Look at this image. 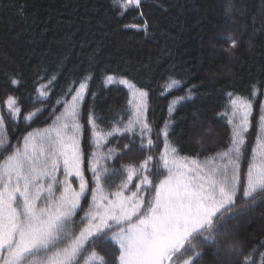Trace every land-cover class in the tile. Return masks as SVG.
Returning a JSON list of instances; mask_svg holds the SVG:
<instances>
[{
	"label": "trees",
	"instance_id": "1",
	"mask_svg": "<svg viewBox=\"0 0 264 264\" xmlns=\"http://www.w3.org/2000/svg\"><path fill=\"white\" fill-rule=\"evenodd\" d=\"M120 11L113 0H0V115L5 119L9 144H22L27 132L52 126L64 110L63 102L71 98L68 89H75L79 81L91 75L79 119L83 126L82 170L89 189L93 188L90 159L98 149L87 123L88 113H94L100 127L108 130L116 121H126L131 112L129 89L105 83L107 75H114L149 92L148 120L154 146L142 149L140 137L133 134L135 143L126 150L124 143L111 140L124 136L116 134L98 152L105 156L110 148H117L116 155L123 158L109 162L103 158L104 164L100 162L99 166L116 173L125 165L138 167L152 155L153 172L164 174L159 161L163 137L158 134L166 123L179 155L204 161L226 150L230 142L231 125L228 117L221 115L226 111L227 93L250 97L255 89L240 167L241 177L246 179L264 105V0H141L139 9L132 7L124 15ZM230 35L238 40L235 49L230 48ZM52 76L56 79L48 85V96L41 97L38 89ZM170 78L181 84L171 89L163 87ZM12 79L20 83L13 85ZM189 91L191 99L179 101L170 112L172 102ZM9 95L17 99L22 110L16 120L7 109ZM37 109L40 111L31 121L23 119ZM131 149L139 156L130 158ZM200 149L206 152L200 153ZM7 154L0 151V161ZM163 174L152 176L154 183ZM137 182L133 177V191ZM88 196L82 200L86 202ZM252 199L255 203L238 200L235 207L221 210L217 228L223 224L232 239L218 237L219 248L202 236L193 240L195 249L189 252L201 253L196 257L197 264H243L242 256L253 250L252 259L260 264L264 256V192H257ZM239 210L243 214L236 215ZM101 237L96 245L86 243L79 264H85L84 252L93 250L104 257L106 264H119L115 245ZM233 242L242 253L229 250ZM223 247L227 252L221 258L216 251ZM188 254L178 256L176 264Z\"/></svg>",
	"mask_w": 264,
	"mask_h": 264
},
{
	"label": "snow or ice",
	"instance_id": "2",
	"mask_svg": "<svg viewBox=\"0 0 264 264\" xmlns=\"http://www.w3.org/2000/svg\"><path fill=\"white\" fill-rule=\"evenodd\" d=\"M113 4L121 10L120 15H124L132 7L139 9L141 0H113ZM144 30L147 31L146 22ZM227 39L231 49L238 47L237 39L231 35ZM55 79L52 76L48 84L40 86L41 97L48 96V85ZM91 79L92 76L87 75L79 81L78 87L69 88L71 98L63 102L64 110L56 116L52 126L27 132L22 144H9L5 119L0 115V151L8 152L0 161V264H79L86 243L101 236L105 240L110 236L118 244L119 264H176V258L184 253L189 254L182 264H197L196 257L201 253L189 252L195 249L193 240L202 236L204 241L219 248L217 238L229 235V229L223 224L217 228L216 222L223 216L221 210L235 207L238 200L255 203L254 195L264 192V105L246 179H242L240 171L255 89L250 97L227 93L226 111L221 114L228 117L231 125L226 150L204 161L181 157L174 146V134L170 136L166 123L158 135L163 136L164 144L159 161L167 174L154 183L152 176L163 173L153 172L150 167L153 156L148 155L138 167L122 166L126 179L114 192L105 194L104 174L108 169L99 164L101 159L111 158L115 149L110 148L105 156L93 152L90 159L93 188L89 189L82 170L80 136L83 126L79 117ZM11 83L17 85L20 81L12 79ZM105 83L129 89L131 112L126 121H116L105 130L89 111L87 123L91 125L97 149L109 137L124 133L138 135L140 147L151 149L154 141L148 120L149 92L127 78L114 75H107ZM180 84V80L170 78L163 87L171 89ZM191 96L189 91L187 96L178 97L169 111ZM6 105L13 120L21 117L22 110L14 96L7 97ZM39 111L29 112L23 119L31 121ZM124 148L129 149V145L125 144ZM133 177L138 180L134 184L135 191L126 195ZM73 178L79 181L78 188L73 186ZM89 192L91 203L85 212L88 226L73 234L70 222ZM240 214L243 210L236 213ZM228 248L243 251L235 242ZM254 251L242 256L243 264H255ZM95 260L106 264L95 250L85 259V264ZM260 264H264V256Z\"/></svg>",
	"mask_w": 264,
	"mask_h": 264
},
{
	"label": "rangeland",
	"instance_id": "3",
	"mask_svg": "<svg viewBox=\"0 0 264 264\" xmlns=\"http://www.w3.org/2000/svg\"><path fill=\"white\" fill-rule=\"evenodd\" d=\"M115 7H117L118 8V6L117 5H115ZM119 9V8H118ZM124 136L123 137H114V138H112L111 140H113L115 143H124V144H128L129 145V148L132 146V144H134L135 143V141H134V137H132V133H129V135H125V134H123ZM163 137V136H162ZM134 141V142H133ZM104 143V142H103ZM228 144H229V142L228 143H226V147L228 146ZM137 145H139V144H137ZM255 145H256V142H255ZM115 148H116V146H114ZM163 148H164V146L162 147V149H161V152L163 151ZM99 151V150H98ZM199 152L200 153H203V152H206V149H200L199 150ZM119 152L117 151V148H116V151H115V153H114V155L111 157V158H107V162H109L110 160H112V158H115V160H120V159H122L123 157L122 156H118V155H116V154H118ZM99 154H100V152H99ZM128 156L130 157V158H132V157H138L139 156V154L138 153H134V152H132V149H131V151L129 152V154H128ZM180 156V155H179ZM251 156H252V154H251ZM251 156H250V162H251ZM181 157H185V156H181ZM127 160V159H126ZM101 162V164L103 163L104 164V161L103 160H101L100 161ZM249 162V163H250ZM246 173H247V170H246ZM167 173H166V171H165V173L163 174V175H166ZM105 175V179L107 180V184H105V194H108L109 192H114L115 190H116V187L117 186H119V184L121 183V181L122 180H124V179H126V176H127V173L125 172V171H123V170H121V171H116V173H115V171H113V170H108V172L107 173H105L104 174ZM162 179V178H161ZM73 181H74V184H73V186L74 187H77L78 188V185H79V181L78 180H76L75 178H73ZM94 183V182H93ZM94 186H95V183H94ZM111 186V187H110ZM130 187H131V189H130ZM91 189V188H90ZM128 189H130V191H133L132 189H133V187H132V182L128 185ZM128 189H126L125 190V194L126 195H130V193H126V192H128ZM135 191V190H134ZM91 203V196H88V199H87V201L86 202H84L83 200H81V206H80V208H78L77 209V211H76V214L72 217V220H71V222H70V225H69V227H70V229H71V231L73 232V234H78L79 233V231L82 229V228H84V227H87L88 226V222H87V218L85 217V212L87 211V209H88V205ZM228 237H229V239H232L233 238V235H232V233L229 231V235H228ZM103 238V236L100 238V239H102ZM104 239V238H103ZM97 241H98V238L97 239H94V240H89L88 241V243H93L94 245H96L97 244ZM107 241L108 242H110V243H113L114 245H115V248H116V252L118 253V255H117V257H116V261L119 263V260H118V257H119V246H118V244H116L115 243V241H112L111 240V238H110V236H109V238L107 239ZM87 243V244H88ZM92 251H90V252H88L89 254L91 253ZM226 252H227V248L226 247H223L222 249H217V251H216V253L222 258V257H224L225 256V254H226ZM86 253H87V251L86 252H84V256H85V259L89 256V254L87 253V255H86ZM82 255H83V253H82ZM89 262H91V261H89ZM177 264H182V263H180V262H178Z\"/></svg>",
	"mask_w": 264,
	"mask_h": 264
}]
</instances>
